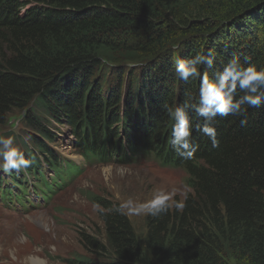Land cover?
I'll list each match as a JSON object with an SVG mask.
<instances>
[{"label": "trees", "instance_id": "16d2710c", "mask_svg": "<svg viewBox=\"0 0 264 264\" xmlns=\"http://www.w3.org/2000/svg\"><path fill=\"white\" fill-rule=\"evenodd\" d=\"M0 44V126L27 109L33 150L54 140L43 126L51 124L70 129L85 158H105L108 149L114 158L122 111L125 140L160 145L161 163L187 174L182 202L146 214L142 243L118 204L94 198L101 228L77 232L85 254L67 264H264V105L248 108L243 125L245 117L217 116L215 148L190 113L198 145L191 159L169 145L164 107L199 99V79L175 74L176 55L212 49L210 77L233 57L264 67V0H0ZM101 48L145 61L114 73Z\"/></svg>", "mask_w": 264, "mask_h": 264}, {"label": "rangeland", "instance_id": "374dc122", "mask_svg": "<svg viewBox=\"0 0 264 264\" xmlns=\"http://www.w3.org/2000/svg\"><path fill=\"white\" fill-rule=\"evenodd\" d=\"M170 44L172 45V43ZM100 50L102 62L105 63L107 69L111 70L121 64L137 70L140 65L136 62L145 61L138 60L134 52L120 51L116 53L117 57L109 49L101 48ZM3 53L4 49L0 44V56H3ZM27 113V109H15L9 113L0 126V137H12L13 134L14 137L19 138V142L14 144L18 148L24 144L29 145L28 136L31 130L26 124ZM43 126L48 130L56 128L51 124ZM61 129L49 147L55 154H58L59 158L68 162H64L59 171L57 169L52 171V182L58 181L60 175L67 170L77 168L81 171L77 164L82 162L81 158L70 146L68 137L65 136L67 129L64 127ZM151 134H146V138ZM154 147L159 148L160 145ZM75 155L78 157L77 163L69 162L72 161L69 157ZM87 170L81 171L85 172L81 181L78 179L74 183L69 182L70 190L57 201L60 206L59 212L35 214L33 218H28V222L23 225V229L26 231L31 230L34 224L41 227V239H38L34 232H30V238L37 242L36 250L29 239L26 242L17 234L13 239L16 241H12L13 243L11 242L12 244L10 243L11 245L8 247V249L10 248L8 254L11 257L4 251L1 260H14L15 262H12L14 264H31L32 260L40 261L42 264H67L66 260L70 261L73 257L83 256L85 253L78 242L77 232H90L94 228L99 230L101 228V224L97 220L100 207L93 203L94 198L101 197L118 205L128 199L142 203L151 200L156 191L162 190L171 196L168 203L173 204L182 202L186 194L189 193L185 185L187 174L183 169L160 166L151 158L142 159V164L133 163L130 166H118L111 161L107 165L95 164ZM45 172L49 173L48 170ZM55 174L57 175L54 176ZM39 179H43L42 174ZM40 185H42L41 189L50 195L57 188L63 187L57 185L58 187L55 188L48 181L40 183ZM123 212L129 218L138 240L142 243L144 241L143 221L147 213L127 210ZM39 245H42L40 250ZM51 254L55 256L54 259H50Z\"/></svg>", "mask_w": 264, "mask_h": 264}, {"label": "clouds", "instance_id": "9594fccd", "mask_svg": "<svg viewBox=\"0 0 264 264\" xmlns=\"http://www.w3.org/2000/svg\"><path fill=\"white\" fill-rule=\"evenodd\" d=\"M175 74L180 80L189 82L199 79V99L196 103H185L179 106L164 105L169 117L173 120L170 144L172 149L182 158L191 159L198 150V145L192 140V118L190 113L202 118V123H197L196 130L207 136L212 147L218 146L216 129L212 122L217 117H245L240 120L241 125L247 123L246 112L248 108H259L264 105V67L257 68L255 64H242L238 57H233L225 63L221 69L208 75V70L215 67V52L209 49L206 53L198 52L191 58L173 57ZM201 66L204 71H201ZM146 138V136H145ZM122 140H125L123 135ZM127 149L131 152L137 148L154 153L159 160L161 157L155 151L158 148H150L149 145L129 140ZM166 145V144H164ZM168 145V146H169ZM138 161H127V166ZM31 161L25 158V154L14 146L13 137H0V169L4 172L12 170L20 171L30 167ZM125 166V165H124ZM168 166V165H164ZM174 167V166H173ZM181 168V167H177ZM182 169V168H181ZM171 196L165 191L158 190L151 200L138 203L128 199L121 203L115 210L122 212H146L152 216H158L167 211L168 201ZM182 208L183 204H177Z\"/></svg>", "mask_w": 264, "mask_h": 264}, {"label": "bare ground", "instance_id": "6f19581e", "mask_svg": "<svg viewBox=\"0 0 264 264\" xmlns=\"http://www.w3.org/2000/svg\"><path fill=\"white\" fill-rule=\"evenodd\" d=\"M80 181H81V180H80ZM80 181H79V182H80ZM79 182H78V183H79ZM15 241H16V240H13V242H15ZM13 242H12V243H13ZM12 243H11V244H12ZM11 244H10V245H11ZM32 263H33V264H40L41 262H40V261H37V260H36V261H35V260H32ZM32 263H31V264H32ZM41 264H42V263H41Z\"/></svg>", "mask_w": 264, "mask_h": 264}]
</instances>
